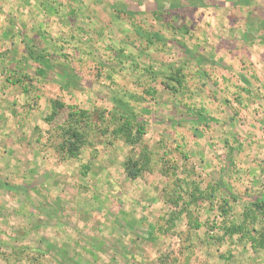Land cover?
<instances>
[{
  "label": "rangeland",
  "instance_id": "obj_1",
  "mask_svg": "<svg viewBox=\"0 0 264 264\" xmlns=\"http://www.w3.org/2000/svg\"><path fill=\"white\" fill-rule=\"evenodd\" d=\"M136 1L0 0V181L22 187H0V264H264L251 205L264 197V0L157 13ZM120 97L146 123L137 179L124 167L142 145L99 120L78 157L58 148L73 106L97 119Z\"/></svg>",
  "mask_w": 264,
  "mask_h": 264
},
{
  "label": "trees",
  "instance_id": "obj_2",
  "mask_svg": "<svg viewBox=\"0 0 264 264\" xmlns=\"http://www.w3.org/2000/svg\"><path fill=\"white\" fill-rule=\"evenodd\" d=\"M152 2L150 6L154 13L157 11H165L168 9L183 8L185 6H202L200 0H147ZM141 10L137 11L142 13L148 7V3L141 4ZM130 13V11H129ZM132 13V11H131ZM32 53V52H31ZM167 79L173 82V85H169L167 82L166 86L171 90H176V87L183 86L184 80L178 75L170 74ZM21 79L15 80V83L19 82ZM177 87V88H178ZM248 90V89H247ZM249 91V90H248ZM119 104L113 108V110H97L96 118H93V112L88 109L80 108L78 106H73L68 113V117L64 124L58 128L59 143L58 148L62 155L66 158H76L80 155L84 146L89 143V133L86 130L93 124L99 126L96 120H99L100 124H104L101 127L100 132L106 133L111 130L112 135L115 139H122L124 142L130 145H142L141 154L139 156H129L125 161L124 170L127 175L132 179H137L140 177L145 170L150 169V164L152 157L150 152L147 151V146L144 144V137L146 134V123L143 120H139L133 110L129 107V104L123 98H118ZM107 113V114H106ZM199 119L204 121H209L212 117H207L202 113H199ZM213 120V119H212ZM180 149V148H179ZM180 154L184 160L188 158V155L184 151H180ZM178 165L170 159H165L163 161V166L160 167L161 173L169 179L168 186L169 192L167 193V198L173 202L180 201L181 194L178 191L181 186V181L177 177ZM0 187L8 190L22 189V187L14 186L8 182L0 181ZM195 196V194H193ZM233 201H237L240 197L238 195H230ZM225 204L229 205V199H225ZM251 205L257 210H264V197H258L251 200ZM230 208L222 206L223 215L227 216L230 212ZM200 226V223L196 222L193 226ZM227 232L239 233L241 232V226H236L230 224L225 228ZM24 251V250H23ZM22 252L21 250L17 251ZM26 252V251H24ZM26 257L32 260H36L35 256L29 252L26 253ZM169 256H162V264H166Z\"/></svg>",
  "mask_w": 264,
  "mask_h": 264
},
{
  "label": "crops",
  "instance_id": "obj_3",
  "mask_svg": "<svg viewBox=\"0 0 264 264\" xmlns=\"http://www.w3.org/2000/svg\"><path fill=\"white\" fill-rule=\"evenodd\" d=\"M202 3V6H196L198 8H213V9H233L241 6L242 4H245L246 2H249L250 0H200ZM139 6L138 11L141 10V4L148 3V7L144 12L150 11L152 6V2H149L147 0H138L136 1ZM237 4V5H236Z\"/></svg>",
  "mask_w": 264,
  "mask_h": 264
}]
</instances>
